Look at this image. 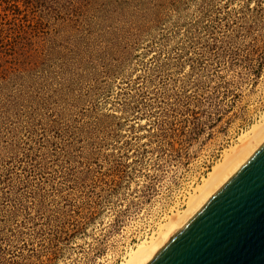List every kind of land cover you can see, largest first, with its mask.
Masks as SVG:
<instances>
[{"label": "rangeland", "instance_id": "374dc122", "mask_svg": "<svg viewBox=\"0 0 264 264\" xmlns=\"http://www.w3.org/2000/svg\"><path fill=\"white\" fill-rule=\"evenodd\" d=\"M263 114L264 0H0V264H121Z\"/></svg>", "mask_w": 264, "mask_h": 264}, {"label": "water", "instance_id": "95a60500", "mask_svg": "<svg viewBox=\"0 0 264 264\" xmlns=\"http://www.w3.org/2000/svg\"><path fill=\"white\" fill-rule=\"evenodd\" d=\"M147 264H264V142Z\"/></svg>", "mask_w": 264, "mask_h": 264}, {"label": "bare ground", "instance_id": "6f19581e", "mask_svg": "<svg viewBox=\"0 0 264 264\" xmlns=\"http://www.w3.org/2000/svg\"><path fill=\"white\" fill-rule=\"evenodd\" d=\"M264 142V114L256 125L238 138V144L223 153L200 186L188 194L183 211H174L159 223L156 230L134 250L121 264H147L164 244L179 231L192 216L215 194V192L248 160ZM176 207V206H175ZM177 209V208H176ZM165 216V215H164Z\"/></svg>", "mask_w": 264, "mask_h": 264}]
</instances>
